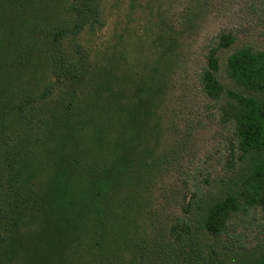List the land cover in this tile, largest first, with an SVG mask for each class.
<instances>
[{"label":"trees","instance_id":"obj_1","mask_svg":"<svg viewBox=\"0 0 264 264\" xmlns=\"http://www.w3.org/2000/svg\"><path fill=\"white\" fill-rule=\"evenodd\" d=\"M106 1L0 0V264H138L134 217L154 172L148 139L165 85L150 65L119 63L115 40L94 44L107 25L105 3L114 7ZM154 27L160 67L175 28ZM217 71L211 51L202 83L213 97L224 92ZM226 73L264 95V52H235ZM225 93L250 173L208 209L211 235L240 201L264 202V99ZM148 252L147 261L160 257Z\"/></svg>","mask_w":264,"mask_h":264},{"label":"rangeland","instance_id":"obj_2","mask_svg":"<svg viewBox=\"0 0 264 264\" xmlns=\"http://www.w3.org/2000/svg\"><path fill=\"white\" fill-rule=\"evenodd\" d=\"M111 5H104L107 25L94 44L115 40L119 63L136 71L150 65L165 85L153 121L158 122L154 140L148 139L154 172L134 217L137 236L132 239L140 249L131 252L137 263L262 264L264 202L240 201L218 235L204 230L203 219L250 173L225 91L256 99L264 95L237 86L226 73V62L242 49L264 52V0H135L134 8L130 0H113ZM160 22L175 28L176 43L157 67L161 50L154 26ZM226 40L232 42L224 47ZM211 51L218 60L215 77L224 89L218 97L206 94L202 83ZM154 248L160 257L147 261L142 251L148 255Z\"/></svg>","mask_w":264,"mask_h":264}]
</instances>
